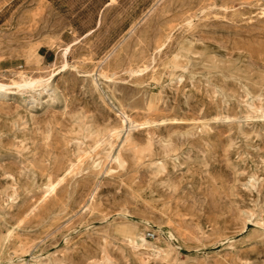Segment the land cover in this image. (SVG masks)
<instances>
[{
    "label": "rangeland",
    "instance_id": "rangeland-1",
    "mask_svg": "<svg viewBox=\"0 0 264 264\" xmlns=\"http://www.w3.org/2000/svg\"><path fill=\"white\" fill-rule=\"evenodd\" d=\"M0 83V264H264V0H0Z\"/></svg>",
    "mask_w": 264,
    "mask_h": 264
},
{
    "label": "bare ground",
    "instance_id": "bare-ground-1",
    "mask_svg": "<svg viewBox=\"0 0 264 264\" xmlns=\"http://www.w3.org/2000/svg\"><path fill=\"white\" fill-rule=\"evenodd\" d=\"M66 51H67V48H66ZM65 51V52H66ZM64 52V53H65ZM64 67H65V65H64ZM50 80V79H49ZM45 81H47V80H45ZM14 84H17L18 86H20V87H25V86H27L28 85V83L26 82V81H22L21 83H15L14 82ZM0 90L2 91V94H1V97H6V95L9 93L8 92V89H7V84H3V83H0ZM120 130V129H119ZM113 132V131H112ZM135 241V240H134ZM135 244H137V243H135Z\"/></svg>",
    "mask_w": 264,
    "mask_h": 264
},
{
    "label": "built area",
    "instance_id": "built-area-1",
    "mask_svg": "<svg viewBox=\"0 0 264 264\" xmlns=\"http://www.w3.org/2000/svg\"><path fill=\"white\" fill-rule=\"evenodd\" d=\"M147 234L150 235V236L153 235V233L151 231H148Z\"/></svg>",
    "mask_w": 264,
    "mask_h": 264
}]
</instances>
